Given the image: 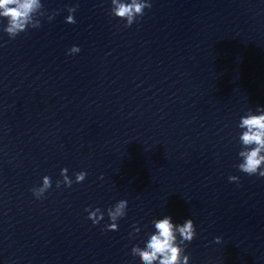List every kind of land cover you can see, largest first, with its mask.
I'll use <instances>...</instances> for the list:
<instances>
[{"label": "water", "instance_id": "obj_1", "mask_svg": "<svg viewBox=\"0 0 264 264\" xmlns=\"http://www.w3.org/2000/svg\"><path fill=\"white\" fill-rule=\"evenodd\" d=\"M65 168L73 181L80 171L86 179L57 188ZM44 176L52 186L36 199L31 189ZM229 176L0 161V264H140L131 249L164 216L194 221L189 264H264V177ZM120 200L127 212L118 230H103L106 210ZM86 208L104 218L93 225ZM133 225L140 232L130 236Z\"/></svg>", "mask_w": 264, "mask_h": 264}, {"label": "clouds", "instance_id": "obj_2", "mask_svg": "<svg viewBox=\"0 0 264 264\" xmlns=\"http://www.w3.org/2000/svg\"><path fill=\"white\" fill-rule=\"evenodd\" d=\"M44 7L41 0H0V19L7 20V25L3 27L9 39H15L21 33L26 32L29 28L39 29L41 21L35 18V13ZM150 0H111V15L114 18L125 21L124 27H131L134 22H138L137 17L142 18L146 9H151ZM79 4L67 7L68 15L65 22L75 24L74 13L78 10ZM57 13L56 15H58ZM55 18L49 17V21ZM78 46H72L68 50V55L79 53ZM238 128L241 129L239 142L241 150L238 155L241 162L236 165L239 171L251 176L258 175L264 177V107H257L255 112L249 110L246 115L240 118ZM67 169H61V180L56 181V187L61 185L71 187L73 183H82L87 173L80 171L74 173L75 180L69 178ZM230 182L239 183V177L229 176ZM51 178L44 176L42 184L39 187L31 189L36 199H41L44 194L51 188ZM87 219L91 220L93 225L98 224L105 213L100 208L90 210ZM127 212V201L120 200L106 210L109 223L104 226L105 231H117L118 221L122 219ZM154 231L148 234L147 239L143 242L144 246H133L131 255L138 257L140 264H189L190 256L185 254L187 244L196 237V226L194 221L189 218L182 224L173 222L170 216H164L153 220ZM140 229L133 225V233H139ZM222 238L216 237L215 243H221Z\"/></svg>", "mask_w": 264, "mask_h": 264}]
</instances>
